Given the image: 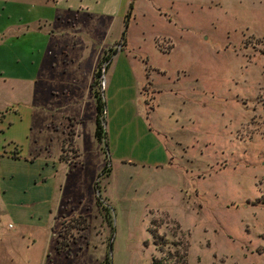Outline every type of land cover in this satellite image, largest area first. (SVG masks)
I'll return each mask as SVG.
<instances>
[{
	"label": "rangeland",
	"instance_id": "1",
	"mask_svg": "<svg viewBox=\"0 0 264 264\" xmlns=\"http://www.w3.org/2000/svg\"><path fill=\"white\" fill-rule=\"evenodd\" d=\"M193 1L152 0L160 6L157 10L140 0L124 32L134 61L162 70L163 75L151 74L155 80L178 79L191 94L185 160L149 187L135 174L128 185H118L120 173L115 169L109 175L110 166L99 175L103 166H97L95 157L92 166H85L96 173L93 205L54 223L53 243L68 257L57 256L54 264H150L153 256L162 264H264V0ZM32 2L0 0V152L8 151L0 158V264H42L45 249L52 246L43 200L47 186L39 192L27 188L22 195L16 191L22 181L16 175L26 166L21 157L33 141H48L43 111L34 110L28 123L29 81L16 79L23 64L16 57L30 51L23 44L32 34L22 33L26 40L20 41V32L13 34L10 25L34 19ZM64 2L93 12L88 22L77 14V29L92 37L95 45L88 49L108 43L99 58L107 48L124 45L118 43L123 23L116 31L112 18L100 15L117 13L110 0ZM105 63L101 61L97 79L102 83L95 85L100 93ZM142 93L148 110L151 90ZM58 127L64 128V147L69 149L72 129ZM19 143L16 159L14 145ZM66 149L61 157L71 163L73 154ZM29 194L40 197L41 210L39 220L25 222L37 225L31 228L32 242L24 245L25 237L10 232L19 226L16 207L29 209Z\"/></svg>",
	"mask_w": 264,
	"mask_h": 264
},
{
	"label": "crops",
	"instance_id": "2",
	"mask_svg": "<svg viewBox=\"0 0 264 264\" xmlns=\"http://www.w3.org/2000/svg\"><path fill=\"white\" fill-rule=\"evenodd\" d=\"M128 1L110 0L117 13L113 15L110 11L100 14L107 20L112 18L116 31L122 27ZM145 1L148 6L159 10L158 3ZM157 1L162 0H155ZM175 1L190 3L193 0ZM138 2L140 0H131L128 22ZM32 6V21H18L10 25L13 34L20 32L16 38L20 41L26 40L23 39L25 34H32L28 44H23V49L28 45L27 49L30 51L24 49L16 57V61L23 63L16 79L20 84L25 80L29 81L31 107L28 123L31 125L34 110L43 111L48 141H33L26 156L21 157L26 164L24 170L28 172L16 175L17 179L22 180L16 191L22 195L27 188L31 187L35 189L34 192H39L40 188L45 190L47 186L48 191L43 200L46 202L44 211L48 216V239L52 240V246L49 250L45 249L42 264H54L53 260L57 256L68 258L61 248H55L54 223L72 215L83 214L93 205L92 181L96 173L85 166H92L95 157L97 166H102L105 160L100 144L93 136L94 98L90 83L94 66L108 43H99L95 50L88 49L87 46L95 44L91 36L78 31L81 20L76 18L80 12L78 15H84L83 20L88 22L93 18V12L80 4L69 6L63 0H33ZM39 21L44 23L39 24ZM27 27L30 29L26 30ZM123 44L121 48L117 46L101 73V96L104 102L102 125L106 142L105 154L110 166L108 174L114 173L115 169L120 173L116 174L118 185H128L131 174H135L142 184L154 187L166 173L175 172L178 166L174 165H179L187 155L186 142L189 135L186 139L184 137L190 133L189 127L192 124L189 114L191 94L187 88L179 86L178 79H171L168 83L155 80L151 74L155 72L163 75V72H159L162 70L141 59L134 61V55L126 47L125 39ZM26 52H29L28 56ZM146 79L149 80L148 89L151 90L153 100L148 110L142 93ZM4 108L13 111L11 104L4 105ZM1 120L4 121L3 117ZM59 124L72 129V135L67 137L70 144L68 148L73 154L71 163L65 160L66 157H61L60 151H64L67 146L64 147L65 130L59 128ZM20 143L14 145L16 159L20 156ZM52 146L54 150L50 151ZM7 152L1 151L0 158L7 157ZM39 201L40 197L30 196L28 210L20 209L21 206L18 205L13 212L19 226L10 233L13 237H25L24 245L33 240L31 228L37 224L25 222H31L28 221L31 218L39 220ZM14 259L18 260L13 256L11 260ZM22 263L33 264L28 260Z\"/></svg>",
	"mask_w": 264,
	"mask_h": 264
},
{
	"label": "trees",
	"instance_id": "3",
	"mask_svg": "<svg viewBox=\"0 0 264 264\" xmlns=\"http://www.w3.org/2000/svg\"><path fill=\"white\" fill-rule=\"evenodd\" d=\"M130 12H131V0L128 1L126 9L123 13V28L121 29L120 32V36H119V44H123L124 43V32H125V27L127 24V19L130 16ZM108 53H103L101 55V58H99V62L96 64L94 71H93V79L90 83V91L93 95L94 98V127H93V136L95 138V140L100 144V147L102 148V151L105 154V133H104V128H103V99L101 96V93L95 88V85L98 82V77L100 75V63L101 61H104L107 63L108 59L110 58L111 54L114 53V49L113 48H107ZM106 63L104 64V67L106 65ZM147 74V72L145 73ZM148 84H149V80L146 79L145 81V85L143 86V90L146 91V89L148 88ZM69 143V141H68ZM62 155V154H61ZM106 157V154H105ZM103 167L101 168V171L99 172V175L103 174L104 172H106V170H108V164H107V159L105 158V162L102 165ZM93 189H96V185H93ZM97 196H95V201H99V199ZM147 229L149 230V232L151 233V236H154L155 232L154 230H152L150 227H147ZM55 248L58 250L60 247L59 246H55ZM150 264H162L160 258L158 257H151V262Z\"/></svg>",
	"mask_w": 264,
	"mask_h": 264
},
{
	"label": "built area",
	"instance_id": "4",
	"mask_svg": "<svg viewBox=\"0 0 264 264\" xmlns=\"http://www.w3.org/2000/svg\"><path fill=\"white\" fill-rule=\"evenodd\" d=\"M99 77H100V75H99ZM99 77H98V78H99ZM98 83H102V80H101V81L99 80ZM68 152L72 154V152H71L70 149H66V153H68Z\"/></svg>",
	"mask_w": 264,
	"mask_h": 264
}]
</instances>
